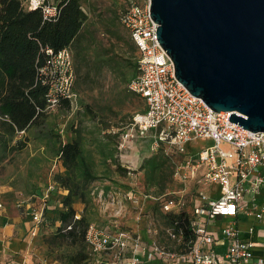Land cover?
<instances>
[{
  "label": "built area",
  "instance_id": "built-area-1",
  "mask_svg": "<svg viewBox=\"0 0 264 264\" xmlns=\"http://www.w3.org/2000/svg\"><path fill=\"white\" fill-rule=\"evenodd\" d=\"M60 1L23 0L22 4L27 11L40 10L43 20L52 22L60 15ZM123 2L120 21L138 51L137 73L128 88L145 102L146 108L134 114L119 132L117 152L122 157L133 150L138 140L151 135L152 152L165 145L183 156L175 165L173 177L185 184L193 183L195 191L187 196L183 188L152 198L161 202L164 212L187 209L195 240L185 253L172 254L155 243L146 251L140 238L128 231H108L93 223L88 228L86 244L94 253L110 252L115 260L132 243L134 255L127 264H140L139 251H145L148 261L165 258L173 264H264V257L255 254L258 243L252 239L264 226V132L250 131L231 122L230 113L215 112L192 95L176 78L174 64L157 39L158 25L150 14V0ZM44 52L47 60L38 69L37 80L47 87V110L57 108L64 99L74 105L78 95L73 50L67 47L55 52L46 48ZM199 140L213 144L197 150ZM51 189L42 204L29 203L30 238L39 234ZM126 196L132 200L133 193ZM240 215L255 219L249 237L241 236L236 225ZM218 217L234 220L221 230L227 242L224 253L217 251L216 246L222 241L209 228V222Z\"/></svg>",
  "mask_w": 264,
  "mask_h": 264
},
{
  "label": "rangeland",
  "instance_id": "rangeland-1",
  "mask_svg": "<svg viewBox=\"0 0 264 264\" xmlns=\"http://www.w3.org/2000/svg\"><path fill=\"white\" fill-rule=\"evenodd\" d=\"M81 3L88 18L78 41H83V48H90L88 54L93 56L97 50H107L109 53L102 56L105 60L111 55H117L118 60L129 59L133 63L136 62L138 51L120 21L124 8L123 0H81ZM76 44H73V48ZM108 66L109 63L104 65L103 78L95 89L88 88L82 79L76 83L78 97L70 110L60 106L49 111L37 128L25 135H16L9 143V146H13L16 141H26L24 149L9 152L0 144L2 212L7 214L13 210L19 215V206L27 203H24V200L31 205L42 204V199H31L32 195H35L34 192L43 194L51 187L53 191L56 187V176L65 175L67 172L59 159L50 152L51 149L41 147L46 143L47 137L59 139L62 143L70 142L75 139V131L79 130L86 139L85 154L99 179L89 185L92 201L87 207L79 198H74L73 206L78 208V216L85 213L90 223L108 231H128L134 238H140V231L146 232L151 240L157 239L158 235L166 250L177 251L179 241L169 237L170 228L166 226L164 219L166 213L162 211L160 202L152 197L183 188L189 196L196 187L193 183L185 184L174 179L175 164L179 163L183 156L173 149H167L165 145L156 154L171 163V175L167 189L161 195L156 194L155 188L146 185L145 171L141 169L143 162L126 163V160L119 156L114 133L125 129L133 115L144 111L146 106L145 102L128 88L135 69L125 68V77L114 83L113 70ZM150 141L149 139L144 144L148 145ZM212 144L210 140H199L195 149L200 150ZM223 148L228 149V146L223 145ZM110 151L115 155L116 161L106 159L105 155ZM115 162L127 169L128 173L124 175L119 171ZM130 192L133 193L132 200L126 196ZM67 193L58 191L56 201L52 204L53 214L41 225V230L35 238L29 237L19 218L14 240L9 239L13 250L4 257L2 264H106L111 261L112 256L108 253H94L86 244H48V238L54 235L60 226V213L65 210L63 200ZM178 211L174 209L173 212ZM224 219L228 218L213 224L222 228Z\"/></svg>",
  "mask_w": 264,
  "mask_h": 264
},
{
  "label": "trees",
  "instance_id": "trees-1",
  "mask_svg": "<svg viewBox=\"0 0 264 264\" xmlns=\"http://www.w3.org/2000/svg\"><path fill=\"white\" fill-rule=\"evenodd\" d=\"M22 3L23 0H0V144L9 152L24 149L27 144L26 141H16L13 146H9L18 132L27 133L37 128L45 114L53 110H47V87L37 80L38 69L47 60L44 49L51 48L57 52L70 47L75 57L76 83L78 84L82 79L90 89H95L100 84L104 65L109 63L108 67L112 68L116 83L120 78L125 77V68H134L135 76L138 63V58L133 63L129 59L118 60L117 55H111L105 60L102 56L109 53L107 50L106 52L97 50L93 56L88 54L90 48H83V41H78L88 18L81 0H61L60 15L52 22L44 21L40 10H25ZM75 42L77 44L73 48ZM60 106L67 110L72 108L71 102L66 99L61 101L58 107ZM114 135L117 138V149L120 133ZM85 141L83 133L76 130L75 139L70 142L62 143L59 139L47 137L46 143L42 146L46 150L51 149L50 152L59 159L67 172L65 175L56 176L54 180L56 187L53 191H49V198L45 204L43 223L49 220L50 214H53L52 204L56 201L58 191L62 189L68 192L63 200L65 210L60 213V226L57 232L48 238L49 245L64 242L70 245L86 244L88 228L93 224L85 213L77 217V210L73 206L76 197L86 207L91 203L89 185L99 179L85 154ZM159 150H162V147ZM114 156L111 151L105 155L106 159L112 160L115 159ZM170 164L165 157L157 154L143 160L141 169L145 171L146 185L155 188L157 195L163 194L167 189L171 175ZM115 165L124 175L128 173V170L122 168L120 164L115 162ZM45 193L35 191L34 194L37 196L32 195L31 199H42ZM24 201L28 203L27 200ZM178 210V212H173L174 210L165 212L164 219L166 226L170 228L168 231L173 235L168 232L169 237L179 241L177 252L185 253L190 243L195 240V236L190 229L188 210ZM86 246L88 247L87 244ZM128 247L115 260L106 264H121ZM107 253L110 255V252ZM130 257L132 258V255Z\"/></svg>",
  "mask_w": 264,
  "mask_h": 264
},
{
  "label": "water",
  "instance_id": "water-1",
  "mask_svg": "<svg viewBox=\"0 0 264 264\" xmlns=\"http://www.w3.org/2000/svg\"><path fill=\"white\" fill-rule=\"evenodd\" d=\"M178 81L233 123L264 132V0H150Z\"/></svg>",
  "mask_w": 264,
  "mask_h": 264
},
{
  "label": "crops",
  "instance_id": "crops-1",
  "mask_svg": "<svg viewBox=\"0 0 264 264\" xmlns=\"http://www.w3.org/2000/svg\"><path fill=\"white\" fill-rule=\"evenodd\" d=\"M21 132L24 133L21 134ZM25 134H26L25 131L18 132L19 136ZM149 139L152 141L151 135H148L144 139L138 140V142L133 145V150L125 152L121 158L123 160L125 159L126 163L135 164L138 161L142 163L143 160L146 159L147 157H151L155 155L159 150L156 153L151 151V141L148 142V145L144 144V142L149 141ZM41 148L44 149V147ZM60 191L66 192L62 189ZM29 206H30L29 203L20 205L19 207L21 208V211L19 212V215L18 213L16 214V212H14L13 210L11 212H8L7 214H4V212H2L1 209L2 207L0 208V264H2V261L4 260V257L8 254V252L13 250V248H11L12 242H10L9 239L14 240L13 239L14 232L16 230L17 223L19 222V218L21 222L25 225V229L28 231V228L30 226L29 218H27L29 212ZM222 219L223 218L218 217L209 222V228L213 230L215 233H217V235L222 241V243H219L216 246V249L219 253H224L227 248V242L225 238H223V236L221 235V230L234 221L231 218H228L226 220L224 219L222 221L224 227L222 228H218L213 224L215 221ZM255 223L256 222L253 216L240 215L238 219H236V225L240 229L241 236L243 237H249L248 231ZM140 232H141L140 239H142L141 245L146 251L151 250V245L154 243L160 245L166 250V247L162 246L161 240L159 239L158 235H157V239L151 240L146 232L145 233L143 231ZM252 239L258 243V246L255 248V254L257 256L264 257V226H261L259 228V231L254 236H252ZM167 251L172 254L179 253L177 251H171V250H167ZM130 255H132V257L134 255L132 244L129 245L127 251L123 255V260L121 261V264H127L131 260ZM137 255L140 259V264H173L171 260L165 258L162 260L155 259L152 261H148L145 256V251H139ZM111 261H113V259H111Z\"/></svg>",
  "mask_w": 264,
  "mask_h": 264
}]
</instances>
